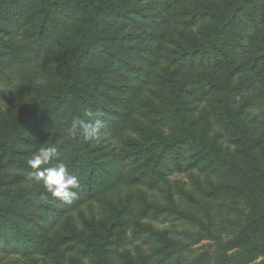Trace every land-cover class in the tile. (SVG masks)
<instances>
[{
    "label": "trees",
    "instance_id": "obj_1",
    "mask_svg": "<svg viewBox=\"0 0 264 264\" xmlns=\"http://www.w3.org/2000/svg\"><path fill=\"white\" fill-rule=\"evenodd\" d=\"M168 1H178V18L183 21L188 19L190 26L204 20L211 21L213 27L201 37L205 36L202 40L192 32L184 34L187 40L178 41L177 49L166 59L170 66H175L174 69L167 65L163 73L153 78L151 70L160 59L158 53L144 58L145 67L138 66L137 73H130V76L133 75L131 80L142 77L143 81L151 80V85L157 88L155 99L144 105L147 115L153 118V125L144 127L141 140L131 142L132 149L119 157L115 152L95 153L96 150L90 148L81 137L68 135L65 125L75 119H85L84 110L91 107H94V112L101 110L104 118L105 108L100 98L111 97L110 90L123 87L108 82L107 76L103 78V75L101 82L96 81L97 75L94 80H89L87 73L95 71L89 65V60L99 51L108 57L109 66L118 68L119 55L110 46L116 37L104 32L103 22L114 11L127 18L131 10L122 11L120 6L114 8L111 0H0V14L14 19L21 13L25 15L27 22L35 25L30 34L37 36L44 46L50 44L51 49L67 36L68 39L72 38L57 53L55 66L52 65L54 70L65 71L64 80L59 84L39 85L38 88L32 83L21 85L17 76L14 78L13 62L5 60L0 65V76L11 86L0 87V96L8 97L14 93L30 99L19 108L18 113L0 122L2 249L18 251L20 247V253L25 255L39 252L44 242L38 237L43 233L29 232L24 226H20L21 230L16 229L19 238L11 244L10 239L15 236V226L19 223L14 219L18 217L23 221L35 222L30 209L41 210L48 218L44 222L36 220V227L47 231L50 225L53 229L63 217L64 205H70L53 196L43 184L27 182L25 173L36 171L27 164L33 151L31 147L39 144L29 135L33 127L47 135L45 140L48 146L54 145L61 152L58 160L67 162L70 173L81 184V191L76 189L78 194L81 192L90 197L116 187L123 173L131 171L133 166L139 168L129 175L131 182H148L150 186L166 178V170L168 173H211L220 168L225 176L238 178L241 183L237 186L227 183L213 185L209 190L210 195L218 199L243 195L249 211L246 218L239 221L233 240H229L227 248L220 253L219 264H254L258 256L264 255V240L261 239L264 233V152L259 155L264 148V128L254 129L251 121L245 117L247 110L258 103V94L242 95L255 77L264 81V0H204L203 8H200L199 0ZM11 3L23 6L13 10ZM66 16L76 17L78 22L71 25L66 21ZM0 46L2 56L14 50L10 41H3L2 38ZM237 55L239 60H234L236 65L232 70H227L223 62ZM184 68L187 70L184 71ZM197 68L203 72H197ZM248 68L255 76H246L240 82H235ZM104 82L106 86L101 88ZM198 82L204 89L200 95L196 93ZM209 91L217 95L215 103L219 109L220 123L235 133L234 143L240 152L239 160L226 155L224 145L218 144V136H210L207 123L196 126L193 113L195 109H200L205 97L212 96L207 94ZM12 168L23 174L6 178L7 171ZM7 182L16 183V187H10ZM74 201L71 204L77 202ZM134 210L133 203L126 201L112 207V214L102 220L88 221L82 230L70 228L61 239L45 248V253L50 254L48 263L32 261L30 264H67L69 251L79 256V260L73 264H89V261L92 264H115L120 240L130 243L140 241L139 247L149 243L163 244L165 254L158 258L156 264H208L201 257L188 260V255L180 253L181 248L185 249L183 240L177 241L168 230H159L151 224L139 223V229L131 234H137L135 240H130L131 235L123 236L122 230L128 225ZM139 212L145 214L146 210ZM27 233L35 238L27 237ZM177 248L178 256L175 254ZM237 248L241 249L240 255L227 254ZM124 258V262L118 264H152L144 254L136 258L127 252Z\"/></svg>",
    "mask_w": 264,
    "mask_h": 264
},
{
    "label": "rangeland",
    "instance_id": "obj_2",
    "mask_svg": "<svg viewBox=\"0 0 264 264\" xmlns=\"http://www.w3.org/2000/svg\"><path fill=\"white\" fill-rule=\"evenodd\" d=\"M111 2L114 3V8L120 6L123 9L122 11L131 10V14L127 18L118 15L114 11L103 22L104 32L116 37L110 46L119 55L118 68L114 69L109 66L108 57L104 52L99 51L89 60V65L95 68V71L88 72L87 77H89V80H94L97 75L96 81L101 82L102 75L103 78L107 76L106 80L108 82L123 87L110 90L111 97L102 96L100 98L105 108V117L102 118L105 126L101 130L103 139L99 144L89 142L87 144L90 148L96 150L95 153L115 152L116 155L118 154L121 157L123 153L132 149L131 142L141 140L144 127H152L153 118L147 115L144 105L155 99L157 93V88L151 85L153 83L151 80L143 81L140 76V80H131L130 78L133 75L130 76V73L136 72L138 66L145 67L146 62L142 61L144 58L156 56L158 53L160 59L156 66L152 67V77L154 78L159 73H163L167 65L168 68L174 69L175 66H170L166 59L172 56V51L177 49L178 41L187 40L184 34L192 32L198 39L206 32L208 33L213 26L211 21L204 20L197 22L195 26H190V23L187 22L188 19L183 21V19L178 18V1L171 3L168 0H111ZM203 3L204 0H199L200 8H203ZM10 5L13 10L23 6L14 3ZM28 5L31 6V2ZM65 19L71 25L78 22V19L76 20V17L73 16H66ZM34 26L33 22H27L26 16H23L22 13L16 19L6 18L4 14H0V38L3 41H10L14 47L10 54L0 55V65H3L5 60L13 62L12 69L16 73L14 78L17 76V81L21 85L32 83L36 86L35 88H38L39 85L59 84L64 80L65 71L54 70L52 65L55 66L57 53H60L72 38L68 39L67 36L50 49V44L44 46L37 36L30 34L34 30ZM204 38L205 36L201 40ZM45 47L46 49H44ZM56 47L57 49H55ZM234 60H239V55L233 57V59L225 60L223 66H226L227 70H232L237 63ZM186 70L187 68H184V71ZM98 72H101V74H98ZM197 72L201 73L203 70L197 68ZM246 76L254 77L255 75L248 68L235 79V82H240ZM197 77L199 79V75ZM104 86H106L105 82L101 85V88ZM0 87L8 88L11 86L8 85L5 78L0 76ZM203 92L204 89H202L201 83L198 82L196 93L200 95ZM211 93V91L207 93L212 96L204 98L200 104V109H195L193 119L196 121L197 127L207 123L210 136H218V144L224 145L226 155L239 160L240 152L238 146L234 143L235 133L220 123L219 109L217 110L215 103L217 95ZM255 94H258L259 101L247 110L245 117L251 121V126L254 129L263 130L264 81L257 77L242 95L251 96ZM29 100V98L18 97L14 93L8 97L0 96V122L18 113L19 108ZM90 110L94 112V107H91ZM70 125L71 123L68 122L65 127L69 128ZM31 128L29 135L33 140H38L39 144L36 147H31L33 151L29 159L40 148L48 146L45 140L47 135L41 130ZM263 152L264 148L260 150L259 155ZM59 153L61 152L58 151ZM62 162L67 165L64 159ZM138 168L133 166L131 171L123 173L120 183L108 191L96 194L93 197L80 192L77 198L74 199L77 201L74 205L71 204L73 201L70 205H64L63 217L57 221L58 224L53 229L51 225L47 231H44V228L38 229L36 227V220L44 222L48 215L35 208L30 209L33 211L35 222L23 221L16 217L14 220L15 222L19 221V223L17 227L15 226V236L10 239L11 244L18 241L19 235L16 229L24 226L29 232L43 233L38 239H41L42 243L44 242V247L39 252L33 251L31 255H25L20 253V247L18 251H15L11 248L2 249V245H0V264H30L32 261L48 263L50 254L45 253V248L51 246L54 241L61 239L63 235L69 232L70 228L77 227L82 230L88 221L97 222L102 220L112 214V207L120 206L126 201L133 203L135 213L129 218L128 225L123 228V236H130L135 230L139 229L141 223L151 224L159 230H168L175 240H183L185 249L181 248L180 253L188 255V260L201 257L204 263L219 264L220 253L227 248L228 241L233 240L238 223L246 218L249 207L243 195L239 194L237 198L230 197L231 199H218L214 195H210L209 190L213 185L227 183L231 186H237L241 181L233 176H225L220 168H218L219 171L214 169L211 173L196 171H176L173 173L170 171L168 173V170H166L167 177L161 179L157 185L150 186L148 182H131L129 175ZM22 174V171L12 168V170L7 171L6 178ZM30 174L25 173L28 183L43 184L42 182L29 180ZM6 184L12 187L16 183L7 182ZM79 189L81 191V184ZM141 209H145L146 213L141 214L139 212ZM199 219H201L200 224ZM26 236L35 238L29 233ZM130 237V240H135L137 234ZM261 239L264 240V233H262ZM139 242L130 243L126 240H120L114 258L115 264L123 263L127 252H130L136 258L144 254L149 257L148 262L152 264H156L158 258L164 256L163 244L151 245L149 243L139 247ZM176 250L175 254L178 256V248ZM240 251L241 249L237 248L228 251L227 254L237 256L240 255ZM78 260V254L69 251L66 256L67 264L76 263ZM89 264H92L91 261H89ZM254 264H264V255L258 256Z\"/></svg>",
    "mask_w": 264,
    "mask_h": 264
},
{
    "label": "clouds",
    "instance_id": "obj_3",
    "mask_svg": "<svg viewBox=\"0 0 264 264\" xmlns=\"http://www.w3.org/2000/svg\"><path fill=\"white\" fill-rule=\"evenodd\" d=\"M83 115L85 119L73 120L67 129L68 135L73 138L81 137L89 143L99 144L103 139L101 130L105 126L102 119L104 113L101 110L93 112L85 109ZM27 164L31 169L36 170L29 175V180L42 182L53 196L61 198L66 203L70 204L77 198L76 189L80 187L79 181L75 175L70 173L68 166L58 160L56 146L40 148L27 161Z\"/></svg>",
    "mask_w": 264,
    "mask_h": 264
}]
</instances>
